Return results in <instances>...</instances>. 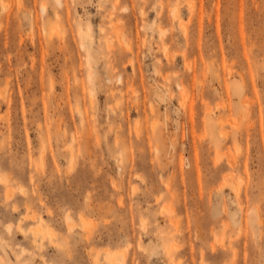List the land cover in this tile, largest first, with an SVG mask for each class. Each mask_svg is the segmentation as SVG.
<instances>
[{
    "label": "rangeland",
    "instance_id": "rangeland-1",
    "mask_svg": "<svg viewBox=\"0 0 264 264\" xmlns=\"http://www.w3.org/2000/svg\"><path fill=\"white\" fill-rule=\"evenodd\" d=\"M0 176V264H264V0H0Z\"/></svg>",
    "mask_w": 264,
    "mask_h": 264
},
{
    "label": "bare ground",
    "instance_id": "bare-ground-1",
    "mask_svg": "<svg viewBox=\"0 0 264 264\" xmlns=\"http://www.w3.org/2000/svg\"><path fill=\"white\" fill-rule=\"evenodd\" d=\"M113 13V12H112ZM111 16V15H110ZM113 21V20H112ZM114 22V21H113ZM116 23V22H115ZM114 23V24H115ZM117 24H115V26H116ZM91 27V26H90ZM113 27V26H112ZM105 28V27H104ZM116 28V27H115ZM102 30H104L103 28H102ZM91 31V30H90ZM117 32V31H116ZM91 34V32L89 33V31H87V30H80V35H81V37H82V44L84 45V46H86L87 47V49H88V59L92 56V52H91V38H92V36L90 35ZM93 34V33H92ZM93 39V38H92ZM108 39V38H107ZM121 39V38H120ZM121 41H122V39H121ZM90 77H92V71L90 72V75H89ZM4 177L3 176H0V180H2ZM71 217L70 216H68L67 217V221H68V225L69 226H71ZM106 258L108 259V264H121V262H119L117 259H116V257H115V255L113 254V253H111V252H108L107 254H106Z\"/></svg>",
    "mask_w": 264,
    "mask_h": 264
}]
</instances>
